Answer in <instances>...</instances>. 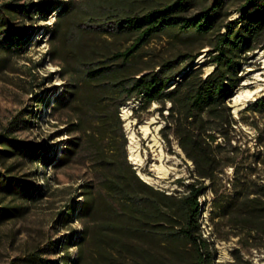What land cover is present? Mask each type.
I'll list each match as a JSON object with an SVG mask.
<instances>
[{
  "label": "trees",
  "instance_id": "trees-1",
  "mask_svg": "<svg viewBox=\"0 0 264 264\" xmlns=\"http://www.w3.org/2000/svg\"><path fill=\"white\" fill-rule=\"evenodd\" d=\"M193 0H170L141 10L118 0L102 9L54 21L50 30L51 59L60 66L68 86L63 99L71 109L70 132L76 134L68 155L82 165L85 180L78 211L81 229L74 239L76 251L64 264H210L211 247L201 229L200 196L217 174L233 164V132L245 114L264 113V94L249 102L236 117L229 104L242 80V67L264 49V0H243L239 15L221 19L225 0H213L194 14ZM32 6L0 5V36L11 37L10 15L29 12ZM111 22L113 36H134L124 48L97 42L92 27L99 20ZM173 31L184 48L170 57L153 61L142 51L155 34ZM11 42H14L11 38ZM206 49V58L195 64ZM210 67L208 72L205 67ZM136 100L134 111H146L156 102L164 120L160 129L167 145L171 136L193 164L192 181L185 191L167 192L145 181L128 160L120 107ZM166 108V113L164 109ZM123 138L117 145L116 138ZM10 177L0 178L5 192ZM17 184V183H16ZM41 186H38V189ZM15 190V191H13ZM216 193V191H215ZM219 219L246 239L264 238V178L235 185L229 200L216 197ZM63 248H66L64 246ZM21 264H53L37 249L22 257Z\"/></svg>",
  "mask_w": 264,
  "mask_h": 264
},
{
  "label": "rangeland",
  "instance_id": "rangeland-1",
  "mask_svg": "<svg viewBox=\"0 0 264 264\" xmlns=\"http://www.w3.org/2000/svg\"><path fill=\"white\" fill-rule=\"evenodd\" d=\"M117 1L0 0V5L5 2L48 5L44 10L32 6L29 12L11 14L12 36H0V178L10 177L12 189L26 191L20 194L0 188V264H21L20 257L34 249L53 264H64L68 252L71 257L75 254L74 239L81 229L80 219L75 218L76 214L68 218L66 212L70 206L75 211L80 207L85 170L68 155L76 134L70 132L69 103L64 101L56 107L57 100L63 99L68 80L57 61L51 59L50 30L59 18L67 25L68 17L60 15L64 11L72 16L85 10L97 11L103 4ZM121 1L141 10L170 0ZM212 1L193 0L187 13L194 14ZM242 1L225 0L221 19L237 17ZM112 25L107 18L99 20L92 27L91 36L117 48L134 41L133 35H109L108 32H113ZM184 47L173 31H165L152 36L142 51L156 61ZM207 48L202 49L195 64L206 58ZM209 70L208 66L204 68L205 72ZM241 74L233 97L239 91L257 87L262 89L254 98L264 93V49L249 58ZM254 98L233 104L234 115L238 117L239 111ZM136 105V100H130L120 107L128 160L140 177L155 187L173 193L185 191L184 185L192 181L193 164L174 136L171 145L163 139L161 105L153 102L146 111H134ZM163 112L166 113V108ZM246 115L247 122L238 123L233 132V164L225 166L214 183L206 180L210 186L199 198L201 229L211 247L210 264H264V238L256 235L246 239L233 234L238 228H233L225 218L219 219L213 205L217 196L224 200L233 197L235 185L249 183L251 178H264V113ZM122 140L118 133L117 145Z\"/></svg>",
  "mask_w": 264,
  "mask_h": 264
},
{
  "label": "bare ground",
  "instance_id": "bare-ground-1",
  "mask_svg": "<svg viewBox=\"0 0 264 264\" xmlns=\"http://www.w3.org/2000/svg\"><path fill=\"white\" fill-rule=\"evenodd\" d=\"M261 87H257L253 90H245V91H239V93L233 98L234 102L237 103L241 99H248V98H254V96L261 90ZM133 162H135V158L130 155Z\"/></svg>",
  "mask_w": 264,
  "mask_h": 264
},
{
  "label": "water",
  "instance_id": "water-1",
  "mask_svg": "<svg viewBox=\"0 0 264 264\" xmlns=\"http://www.w3.org/2000/svg\"><path fill=\"white\" fill-rule=\"evenodd\" d=\"M264 93H262L261 95H263ZM235 95V94H234ZM233 95V96H234ZM231 97V98H229V100L231 101V103H229L230 104V106H233V104H235V102H234V100H233V98L234 97ZM259 96H256L255 98H254V100L256 99V98H258ZM232 112H235V109L234 108H232Z\"/></svg>",
  "mask_w": 264,
  "mask_h": 264
}]
</instances>
